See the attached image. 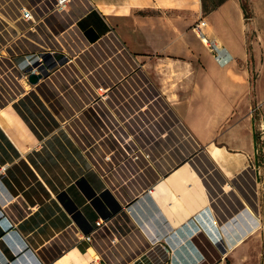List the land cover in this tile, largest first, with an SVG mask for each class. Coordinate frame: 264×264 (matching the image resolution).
<instances>
[{
    "label": "crops",
    "instance_id": "crops-1",
    "mask_svg": "<svg viewBox=\"0 0 264 264\" xmlns=\"http://www.w3.org/2000/svg\"><path fill=\"white\" fill-rule=\"evenodd\" d=\"M75 1L0 0V122L32 98L85 161L60 202L0 197V264H254L262 90L238 0Z\"/></svg>",
    "mask_w": 264,
    "mask_h": 264
},
{
    "label": "rangeland",
    "instance_id": "rangeland-1",
    "mask_svg": "<svg viewBox=\"0 0 264 264\" xmlns=\"http://www.w3.org/2000/svg\"><path fill=\"white\" fill-rule=\"evenodd\" d=\"M238 2L250 18L246 20L249 27L247 65L250 83L254 89L262 90V96H256L252 106L253 129L257 147L260 148L256 162L261 168L262 230L258 245L253 240L249 243L251 252L255 242L257 245L254 264H264V0ZM80 8L78 14L85 10L83 6ZM15 105L3 115L12 124L0 122V197H14L25 192L32 198H38L39 202L47 198L62 199L59 191L85 168L83 157L67 135L72 132L66 126L51 123L47 113L32 98L22 99ZM25 131L31 138L27 142L20 138ZM250 261L246 264H250Z\"/></svg>",
    "mask_w": 264,
    "mask_h": 264
},
{
    "label": "built area",
    "instance_id": "built-area-1",
    "mask_svg": "<svg viewBox=\"0 0 264 264\" xmlns=\"http://www.w3.org/2000/svg\"><path fill=\"white\" fill-rule=\"evenodd\" d=\"M54 3L52 4L49 12H58L61 13L62 11H65L67 7H69L75 0H53ZM21 16L26 19L27 21H35L34 15L32 14V11H30L29 8L23 7L21 8ZM205 27V21L199 20L194 26L193 31L196 33V35L204 42L203 39L205 38V35L202 32V29ZM212 50L215 52V59L220 65H225L230 57L229 54L221 47L216 46L215 41L211 42H205ZM224 51V53H223ZM229 57V59H228ZM44 68V59L39 61L38 65H34L31 67V69L27 70L26 73L31 72H42V69ZM99 91H102V88L99 89ZM257 173H259L257 171ZM102 223V220H97L95 223V226H99ZM85 241L90 242L91 234H86L84 236Z\"/></svg>",
    "mask_w": 264,
    "mask_h": 264
},
{
    "label": "water",
    "instance_id": "water-1",
    "mask_svg": "<svg viewBox=\"0 0 264 264\" xmlns=\"http://www.w3.org/2000/svg\"><path fill=\"white\" fill-rule=\"evenodd\" d=\"M42 72H31L29 73L27 79L30 84H36L42 77Z\"/></svg>",
    "mask_w": 264,
    "mask_h": 264
},
{
    "label": "trees",
    "instance_id": "trees-1",
    "mask_svg": "<svg viewBox=\"0 0 264 264\" xmlns=\"http://www.w3.org/2000/svg\"><path fill=\"white\" fill-rule=\"evenodd\" d=\"M212 8H216V4H213V5H212ZM254 139H255V142L257 143V137H256L255 134H254Z\"/></svg>",
    "mask_w": 264,
    "mask_h": 264
},
{
    "label": "bare ground",
    "instance_id": "bare-ground-1",
    "mask_svg": "<svg viewBox=\"0 0 264 264\" xmlns=\"http://www.w3.org/2000/svg\"><path fill=\"white\" fill-rule=\"evenodd\" d=\"M204 40V42H207V40L206 39H203ZM216 46L217 47H219V45L218 44H216ZM223 53H224V51H223ZM228 59H229V57H228Z\"/></svg>",
    "mask_w": 264,
    "mask_h": 264
}]
</instances>
